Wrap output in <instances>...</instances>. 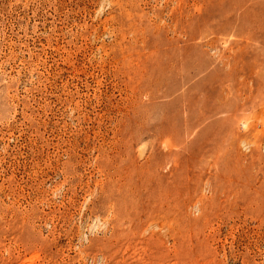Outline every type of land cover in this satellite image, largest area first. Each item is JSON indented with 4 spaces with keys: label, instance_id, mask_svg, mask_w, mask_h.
<instances>
[{
    "label": "rangeland",
    "instance_id": "374dc122",
    "mask_svg": "<svg viewBox=\"0 0 264 264\" xmlns=\"http://www.w3.org/2000/svg\"><path fill=\"white\" fill-rule=\"evenodd\" d=\"M0 264H264V0H0Z\"/></svg>",
    "mask_w": 264,
    "mask_h": 264
}]
</instances>
